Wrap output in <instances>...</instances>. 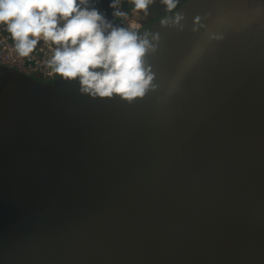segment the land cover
Masks as SVG:
<instances>
[{
  "label": "water",
  "instance_id": "obj_1",
  "mask_svg": "<svg viewBox=\"0 0 264 264\" xmlns=\"http://www.w3.org/2000/svg\"><path fill=\"white\" fill-rule=\"evenodd\" d=\"M137 30L132 103L0 65V264H264V0Z\"/></svg>",
  "mask_w": 264,
  "mask_h": 264
},
{
  "label": "clouds",
  "instance_id": "obj_2",
  "mask_svg": "<svg viewBox=\"0 0 264 264\" xmlns=\"http://www.w3.org/2000/svg\"><path fill=\"white\" fill-rule=\"evenodd\" d=\"M95 0H0V26L11 35L20 57H29L41 41L54 46L47 66L65 81H79V91L93 98L132 103L155 90V73L146 61L156 51L158 34L114 25L94 6ZM154 0H131L147 14ZM168 11L179 0H161ZM120 0H111L113 16L126 17ZM177 13L175 24L182 19ZM167 21H165L166 23ZM151 36V40L149 37Z\"/></svg>",
  "mask_w": 264,
  "mask_h": 264
},
{
  "label": "built area",
  "instance_id": "obj_3",
  "mask_svg": "<svg viewBox=\"0 0 264 264\" xmlns=\"http://www.w3.org/2000/svg\"><path fill=\"white\" fill-rule=\"evenodd\" d=\"M119 9L126 12L127 16L116 18L127 27L131 26L138 29L143 25V20L138 17L139 11H134L131 0H120ZM111 12L113 13V9ZM53 49L54 46L45 45L41 41V44L29 57H20L15 50L11 35L3 26H0V65L17 67L29 74L49 80L58 75L47 66V60L50 58Z\"/></svg>",
  "mask_w": 264,
  "mask_h": 264
},
{
  "label": "trees",
  "instance_id": "obj_4",
  "mask_svg": "<svg viewBox=\"0 0 264 264\" xmlns=\"http://www.w3.org/2000/svg\"><path fill=\"white\" fill-rule=\"evenodd\" d=\"M109 1L110 0H95L94 6L97 7L102 13L106 15V17L116 26H124L127 27L125 24H123L118 18L113 16L112 12H110L109 7ZM155 4V3H154ZM153 5V4H152Z\"/></svg>",
  "mask_w": 264,
  "mask_h": 264
},
{
  "label": "flooded vegetation",
  "instance_id": "obj_5",
  "mask_svg": "<svg viewBox=\"0 0 264 264\" xmlns=\"http://www.w3.org/2000/svg\"><path fill=\"white\" fill-rule=\"evenodd\" d=\"M182 1L183 0H179V3ZM167 11L168 10H167L166 6L161 2V0H157L155 4L150 5L148 7L147 14H145V17L143 18V22L146 21L147 19L151 18V17H154L157 14H160L161 12L164 13Z\"/></svg>",
  "mask_w": 264,
  "mask_h": 264
},
{
  "label": "crops",
  "instance_id": "obj_6",
  "mask_svg": "<svg viewBox=\"0 0 264 264\" xmlns=\"http://www.w3.org/2000/svg\"><path fill=\"white\" fill-rule=\"evenodd\" d=\"M156 1H157V0H156ZM156 1L153 2V3H156ZM110 2H111V0L109 1V4H110ZM109 10H111V8H110ZM110 12H111V11H110ZM142 15L145 16V13H144L143 11H139V13H138V17H140L141 20H143V18H144V17H142Z\"/></svg>",
  "mask_w": 264,
  "mask_h": 264
},
{
  "label": "bare ground",
  "instance_id": "obj_7",
  "mask_svg": "<svg viewBox=\"0 0 264 264\" xmlns=\"http://www.w3.org/2000/svg\"><path fill=\"white\" fill-rule=\"evenodd\" d=\"M111 9H112V8H111ZM110 11H111V10H110ZM162 13H163V12H161V14H162ZM164 13H165V12H164ZM155 16H156V15H155ZM151 18H152V17H151ZM147 20H148V19H147ZM144 22H145V21H144ZM144 22H143V23H144Z\"/></svg>",
  "mask_w": 264,
  "mask_h": 264
},
{
  "label": "rangeland",
  "instance_id": "obj_8",
  "mask_svg": "<svg viewBox=\"0 0 264 264\" xmlns=\"http://www.w3.org/2000/svg\"><path fill=\"white\" fill-rule=\"evenodd\" d=\"M152 4H154V3H152ZM152 4H150V5H152ZM150 5H149V6H150ZM142 17H145V16L142 15Z\"/></svg>",
  "mask_w": 264,
  "mask_h": 264
}]
</instances>
